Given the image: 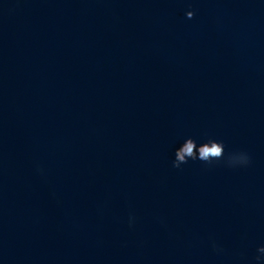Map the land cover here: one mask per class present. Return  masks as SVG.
Here are the masks:
<instances>
[{"label": "clouds", "instance_id": "clouds-1", "mask_svg": "<svg viewBox=\"0 0 264 264\" xmlns=\"http://www.w3.org/2000/svg\"><path fill=\"white\" fill-rule=\"evenodd\" d=\"M192 15H193L192 12H189V13H188V16H189V17H192ZM190 147H191V146H189V149H186V151L190 150ZM209 151H210L212 154H214V155H218V154H220V152H221V148H220L219 146H214V147H212L210 150L207 149V148L202 149V155L206 158V155H207V153H208ZM242 158H243V163H247V157L244 156V155H242ZM177 166H178V165H177Z\"/></svg>", "mask_w": 264, "mask_h": 264}]
</instances>
